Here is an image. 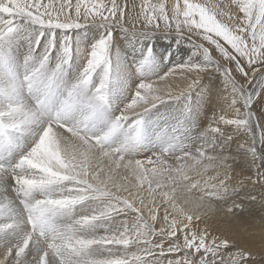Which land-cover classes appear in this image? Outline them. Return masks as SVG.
<instances>
[{
	"label": "snow or ice",
	"instance_id": "6c2138e0",
	"mask_svg": "<svg viewBox=\"0 0 264 264\" xmlns=\"http://www.w3.org/2000/svg\"><path fill=\"white\" fill-rule=\"evenodd\" d=\"M234 196L264 203V0H0V264H257L209 222Z\"/></svg>",
	"mask_w": 264,
	"mask_h": 264
},
{
	"label": "bare ground",
	"instance_id": "6f19581e",
	"mask_svg": "<svg viewBox=\"0 0 264 264\" xmlns=\"http://www.w3.org/2000/svg\"><path fill=\"white\" fill-rule=\"evenodd\" d=\"M127 2L129 5L134 3L138 5L140 0H127ZM117 41V47L126 53H131L134 49L138 51L142 43L138 38L120 33H117ZM151 43H154L156 49L162 54L172 52L174 54L173 60L175 61L180 60L183 56V53L177 52V45L171 40L160 38ZM181 47L187 49L190 46L184 44ZM196 99L197 97L194 94L193 101ZM225 104V101L220 102L221 106ZM200 114L201 116L205 115L203 104L201 105ZM208 115H211L210 111ZM204 123L206 126L207 120ZM244 167V162L242 160L238 161L233 165L234 174L240 173L242 177L251 175V172L243 170ZM209 174H211V171ZM238 191H240L241 197H244L248 193L258 194L261 189L259 186L253 189L251 184H246L242 189H238ZM194 195H199V193H194ZM232 199L236 200L241 207L234 209L232 214H228L225 209L232 203V200H229L227 204L213 201L215 211L208 213V217H210L209 222L215 230L222 232L230 239L237 240L241 247L251 251L255 256L257 264H264V203L259 198L256 201H252L234 196Z\"/></svg>",
	"mask_w": 264,
	"mask_h": 264
}]
</instances>
